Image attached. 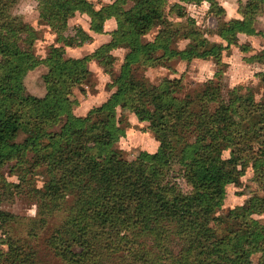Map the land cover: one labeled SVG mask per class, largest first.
Wrapping results in <instances>:
<instances>
[{
  "label": "trees",
  "instance_id": "obj_1",
  "mask_svg": "<svg viewBox=\"0 0 264 264\" xmlns=\"http://www.w3.org/2000/svg\"><path fill=\"white\" fill-rule=\"evenodd\" d=\"M190 1H206L224 12L215 0ZM13 2L0 0V167L9 160L24 161L28 147L44 139L45 148L30 167L44 165L47 173L42 189L35 190L38 217L27 235L36 238L37 228L43 229L48 216L71 197L61 226L43 236L45 247L64 264H252L256 252L257 264H264V222L251 214L264 209V193L249 196V209L228 212L217 218L218 225H211L225 186L236 182L248 166L256 182L264 183V98L255 101L252 93L231 90L226 98L219 78L182 97L175 95L176 81L162 90L145 80L129 79L131 61L151 65L173 55L164 43L165 29L154 42L142 44L140 39L151 26L167 25L163 0H133L128 8L126 0L99 8L89 0H36L40 21L52 29L56 42L63 43L51 45L41 61L32 49L36 30L9 12ZM173 11L175 16L185 15L179 4L171 6ZM75 12L86 14L96 33L102 32L105 20L115 19L112 39L100 52L120 43L131 48L112 79L115 91L85 117L76 116L61 94L83 82L89 72L87 60L99 54L65 56V46H80L91 38L80 27L75 36H63ZM239 13L240 19L226 21L219 32L229 44L237 33H255L253 21L264 13V0H246ZM186 31L193 43L179 52L182 57L218 59L220 45L203 48L207 43L198 40V31ZM158 48L163 54L153 58ZM40 63L48 68L41 76L46 93L36 96L27 91L24 77ZM261 77L264 81V74ZM238 100L243 101L240 122L230 108ZM125 103L138 119L147 121L158 142L154 151H140L133 160L113 147L123 135L115 108ZM20 134L24 140L17 143ZM225 149L229 155L224 158ZM100 155L106 160L99 161ZM208 161L216 166L210 168ZM175 165L182 166L178 175L170 174ZM178 176L187 190L176 182ZM10 217L0 209V223L8 224ZM5 243L8 248L0 251V264H45L30 243L18 245L11 237ZM122 244L123 254H118ZM74 245L79 251L74 252Z\"/></svg>",
  "mask_w": 264,
  "mask_h": 264
},
{
  "label": "rangeland",
  "instance_id": "obj_2",
  "mask_svg": "<svg viewBox=\"0 0 264 264\" xmlns=\"http://www.w3.org/2000/svg\"><path fill=\"white\" fill-rule=\"evenodd\" d=\"M89 1L95 8H99L112 3L113 0ZM126 1L125 8L133 4V0ZM163 1L162 11L164 19L168 22L167 25L160 23L151 26L140 39L142 44L154 42L160 30L165 29L168 37L164 39V43L168 52L170 51L173 55L165 59L163 63L152 62L151 65L131 61L127 73L129 79H142L162 90L167 88L172 81H176L178 89L175 95L182 97L187 92L200 90L209 79L219 78L221 91L226 98L230 90L236 94L252 93L255 101L264 98V81L261 77L264 74V13L257 15L253 21L252 26L255 33H237L236 41L229 44L219 35V32L226 21L241 18L239 10H243L246 0H215L224 12H217L218 7L215 5L212 8L206 1L199 4L190 0ZM174 4L180 5L184 16L178 17L175 16V11L170 12V8ZM9 12L36 30L37 38L32 49L38 60L45 59L51 45L63 44L56 42L52 29L40 21L36 0H14L9 7ZM78 27L82 28L91 38L81 43L80 46H65V56L81 59L95 51L99 54L98 57L87 60L86 68L89 72L83 82L80 85L61 90V94L71 104L72 112L76 116L85 117L90 109L103 104L115 91L112 79L119 75L124 57L131 48L129 45L120 43L108 48L103 53L100 52V47L106 46L112 39L110 32L116 28V21L113 17L111 21H104L102 32L96 33L89 28V17L86 14L75 12L68 18L67 27L62 32L63 36L67 38L75 36ZM188 29L197 30L198 40L206 41L207 45L204 47L201 45V47L207 48L212 43L220 45L217 60H214L212 56H196L186 59L179 54L180 51L187 50L193 43L190 38L186 37ZM21 35L24 36V33ZM89 42L95 46L91 51L89 50L91 46L88 48L84 45ZM162 54L163 51L158 48L152 53V56L156 58ZM100 60H103L104 63H100ZM47 69L46 64L40 63L27 72L24 84L29 93L36 96H43L46 93L41 76L47 72ZM242 107V100H238L230 106L232 117L237 122L243 118ZM115 110L119 126L123 128V135L119 137L113 147L121 151L126 159L133 160L140 151L152 152L157 148L158 142L148 130L147 121L138 119L131 111L129 103H125L123 106L116 105ZM23 140V134L16 138L17 143H21ZM44 146L45 140L39 139L28 147L23 156L24 161L16 162L13 159L0 167V209L12 215L8 224L0 223V251L7 250L5 240L11 237L18 245L27 246L30 243L36 250L38 258L45 264H64L60 258L54 256L45 247L43 236L45 237L54 227L61 226L65 220L71 197L67 198L68 202L63 203L48 216V222L43 229L37 228L38 236L36 238L27 235L33 226L32 221L38 217V201L35 190L42 189L47 177L44 165L31 168L30 163L33 162L35 155L45 148ZM228 155L229 149H225L221 157L225 158ZM106 158V155L97 157L99 161H104ZM208 166L214 168L216 165L214 162L208 161ZM181 170L182 166L175 165L170 174L178 175ZM3 180L10 185L17 184V187L4 185ZM175 180L184 191L188 189V185L182 177L178 176ZM263 193L264 183L256 182L253 170L251 166H248L236 182L225 186L223 202L215 209L211 225H218L217 218L228 212L242 213L249 209V196L262 195ZM251 212L254 218L264 222V209L251 210ZM171 244L175 246V243ZM72 248L74 252L79 251L75 245ZM124 248L125 245L122 244L117 253L123 254L122 249ZM259 257V252L253 253L251 255L252 264H257Z\"/></svg>",
  "mask_w": 264,
  "mask_h": 264
},
{
  "label": "crops",
  "instance_id": "obj_3",
  "mask_svg": "<svg viewBox=\"0 0 264 264\" xmlns=\"http://www.w3.org/2000/svg\"><path fill=\"white\" fill-rule=\"evenodd\" d=\"M226 9V8H225ZM106 21H111V18L110 19H107ZM115 25V24H114ZM86 47H88L89 48V46H91V48H89V50L91 51V49L93 48V47H95V46H93V43L92 42H89V43H86V44H84ZM73 57H76V56H74L73 55Z\"/></svg>",
  "mask_w": 264,
  "mask_h": 264
}]
</instances>
